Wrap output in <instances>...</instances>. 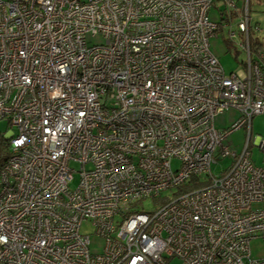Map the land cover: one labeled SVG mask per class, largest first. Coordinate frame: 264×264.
Masks as SVG:
<instances>
[{"label": "built area", "instance_id": "obj_1", "mask_svg": "<svg viewBox=\"0 0 264 264\" xmlns=\"http://www.w3.org/2000/svg\"><path fill=\"white\" fill-rule=\"evenodd\" d=\"M249 3L0 0V264H264V167L249 151L264 30ZM226 26L246 57L229 74L208 45ZM229 110L239 120L216 129ZM244 125L240 152L223 144ZM252 142L264 155V137ZM192 177L206 183L180 190Z\"/></svg>", "mask_w": 264, "mask_h": 264}, {"label": "rangeland", "instance_id": "obj_2", "mask_svg": "<svg viewBox=\"0 0 264 264\" xmlns=\"http://www.w3.org/2000/svg\"><path fill=\"white\" fill-rule=\"evenodd\" d=\"M250 16L252 23L257 21L260 28L264 30V0H250L249 3ZM211 21H219L220 16L217 11L212 10L209 14ZM237 19L233 20L232 26L233 30L236 28ZM263 38V35L260 34ZM260 38V39H261ZM91 43H101L99 37L93 38L88 41ZM241 37L236 34L235 37H230L229 27H224L221 32L217 33V36H212L208 39V45L210 52L217 58L221 67L225 73L229 74L236 72L241 67V61L246 57L240 47ZM240 112L236 110H229L222 114H219L215 118V127L218 130L228 129L234 122L239 120ZM7 130V124L5 121H0V136L3 132ZM256 136L264 137V113L256 114L251 118L250 121V138L249 151L251 161L255 166L264 167V155L261 150L253 145L252 140ZM247 137V125L233 130L227 138L223 141V144L228 145L235 151L240 152L245 144ZM0 152L2 156V146L0 144ZM231 164L230 157H224L217 159L215 163L210 166V172L212 176H218L221 172L227 170ZM173 167L178 165L177 160H173ZM71 168H74L75 172L72 174V180L69 182V188L71 190L75 189L79 181L78 164H71ZM177 189H170L162 192L160 198L154 200H147L144 204V209L149 210L153 207L156 208L167 202L168 200L174 198ZM81 233L88 235L90 243L89 248L94 253H101L103 240L95 235L93 226L89 222H83L81 225ZM250 251L253 258H259L263 255V243L260 238L252 239L250 241ZM177 259H173L171 264H178Z\"/></svg>", "mask_w": 264, "mask_h": 264}, {"label": "trees", "instance_id": "obj_3", "mask_svg": "<svg viewBox=\"0 0 264 264\" xmlns=\"http://www.w3.org/2000/svg\"><path fill=\"white\" fill-rule=\"evenodd\" d=\"M4 154H6L5 152H4ZM5 156L3 155V152H2V156H1V152H0V164L2 163V160H3V158H4ZM206 178V177H205ZM197 179H199V178H196V177H192L191 179H189L188 181H187V185H185L183 188H180V190H182V189H186L187 190V188H188V186H190V187H199V186H201V185H204L206 182L203 180L202 182H200L199 180H197ZM203 179V178H202ZM195 181H197L196 183H195ZM187 186V187H186Z\"/></svg>", "mask_w": 264, "mask_h": 264}]
</instances>
